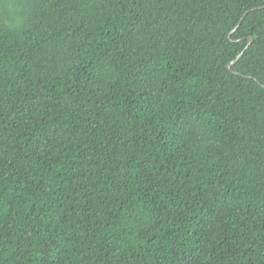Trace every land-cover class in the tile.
<instances>
[{"label": "trees", "instance_id": "16d2710c", "mask_svg": "<svg viewBox=\"0 0 264 264\" xmlns=\"http://www.w3.org/2000/svg\"><path fill=\"white\" fill-rule=\"evenodd\" d=\"M0 264H264V0H0Z\"/></svg>", "mask_w": 264, "mask_h": 264}, {"label": "water", "instance_id": "95a60500", "mask_svg": "<svg viewBox=\"0 0 264 264\" xmlns=\"http://www.w3.org/2000/svg\"><path fill=\"white\" fill-rule=\"evenodd\" d=\"M250 42H251V39L248 40V45L250 44ZM231 64L228 66V68H230Z\"/></svg>", "mask_w": 264, "mask_h": 264}]
</instances>
